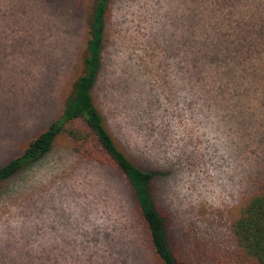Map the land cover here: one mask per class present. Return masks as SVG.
Here are the masks:
<instances>
[{"label": "rangeland", "instance_id": "374dc122", "mask_svg": "<svg viewBox=\"0 0 264 264\" xmlns=\"http://www.w3.org/2000/svg\"><path fill=\"white\" fill-rule=\"evenodd\" d=\"M93 0H0V166L60 116ZM92 87L177 264H236L264 188V0H114ZM0 264H159L127 179L58 137L0 184Z\"/></svg>", "mask_w": 264, "mask_h": 264}, {"label": "trees", "instance_id": "16d2710c", "mask_svg": "<svg viewBox=\"0 0 264 264\" xmlns=\"http://www.w3.org/2000/svg\"><path fill=\"white\" fill-rule=\"evenodd\" d=\"M114 0H93L89 8L84 69L64 100L60 116L29 140L20 154L0 166V184L47 153L58 137L83 161L113 166L127 179L146 224L152 253L159 264H177L162 215L148 188L151 172L136 165L114 142L95 104L92 87L101 66ZM236 264H264V188L251 193L229 221Z\"/></svg>", "mask_w": 264, "mask_h": 264}]
</instances>
